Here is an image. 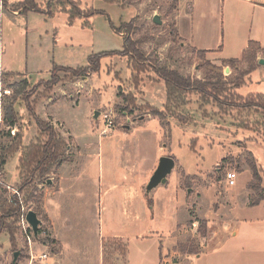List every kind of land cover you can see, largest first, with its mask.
Here are the masks:
<instances>
[{
    "label": "rangeland",
    "instance_id": "374dc122",
    "mask_svg": "<svg viewBox=\"0 0 264 264\" xmlns=\"http://www.w3.org/2000/svg\"><path fill=\"white\" fill-rule=\"evenodd\" d=\"M20 1L24 0H0L4 7L1 43L4 53L10 39L27 50L29 81L23 76L0 78V130L7 131L2 123L3 109L12 106L19 120L10 131L11 136L22 135L23 147L36 142L40 131L35 118L27 111L29 104L34 108V116L50 124L63 140L67 161L59 171L60 166L52 170L47 177L50 184L44 181L34 193L26 187L18 196L24 201L34 194L24 212L36 213L41 222L40 240L37 242L28 232L24 216L17 225L12 246L10 237L0 234V264H26L28 254L32 263L45 261L47 255L51 258L58 253V246L46 241L47 237L52 238L46 211L62 228L64 223L72 225L73 233L93 230L94 224L100 223L104 235L122 236L124 242L106 243L108 264L113 258L118 259L116 264H138L144 255L149 256L148 248H168L174 243V223L184 218L185 213L188 219L197 223L191 233L193 221L187 222V241L182 246L191 248L179 246L177 249L181 253L189 249L195 251L196 245L193 244H197L201 237L203 219L211 224L220 214H230L241 222L258 218L264 212L262 208L247 209L239 204L246 199V192L250 196L249 204L264 198V113L233 106L242 105L248 95L264 94L263 66L244 78L241 87L234 89L240 78L238 73L245 72L247 65L237 66L238 73H235L234 68L223 64L224 60L207 58L206 55L200 57L188 44L172 37L170 32L174 29L176 17V9L170 10L173 0H115L114 3L79 0L82 9L91 8L103 13L92 15L86 26L84 19L80 18L68 23L63 11L52 10L51 14H46L48 3L54 0H33L40 12L27 13L15 11ZM10 12L20 15L14 17ZM155 15L162 22L160 26L152 23ZM132 18L137 19L138 26L134 38L143 41L141 48L147 55L192 80L204 82L205 69L212 70L214 76H221V81L227 84L226 93L217 96L213 93L217 102L197 94L187 95L185 104L175 108L173 105L171 108L175 109V114L167 113L160 124L157 118L140 107L148 105L162 110L166 103L164 83L150 74V77L142 76V82L135 87L127 59L119 55L102 57L98 70L89 71L84 79L66 72L59 73L60 82L51 92L47 93L46 85L35 87L40 81L50 79L54 64L72 69L88 68L91 56L122 51V36L115 33L111 25L118 28ZM24 81L28 88L22 90ZM120 92L138 106L131 107V115L127 114L130 111L128 103L118 97ZM253 101L264 104L263 98ZM40 140L44 141V137ZM8 141L0 138V145ZM159 149L161 152L157 156ZM164 156L175 162L167 183L145 196L140 186L144 185L142 181L147 184L151 177L145 174L146 169L152 165L156 168L159 158ZM17 157L18 154L0 171V184L7 195L16 194L22 184L16 168ZM251 160L262 167L261 182L255 183L260 187L256 192L247 188L252 180L247 166ZM97 172L101 173L100 199L92 194L87 184L88 176L95 178ZM231 172L236 178L234 185L229 186L227 174ZM124 177L126 183H136L140 191L136 201H124L121 189L112 188L113 184L124 182ZM57 187L59 192L51 197L49 194ZM148 199L152 200L151 206L147 204ZM239 232L237 237L224 238L219 248H264V230L244 225ZM67 239L71 243L65 248V264L73 263L71 258L77 255L83 258L80 264L99 263L97 248L92 242L88 241L83 248L76 250L72 236ZM45 242L50 247L31 248ZM123 248H126V259L121 257ZM38 249L47 255L38 253ZM14 253L19 254L15 263Z\"/></svg>",
    "mask_w": 264,
    "mask_h": 264
},
{
    "label": "crops",
    "instance_id": "0c3cea01",
    "mask_svg": "<svg viewBox=\"0 0 264 264\" xmlns=\"http://www.w3.org/2000/svg\"><path fill=\"white\" fill-rule=\"evenodd\" d=\"M3 11L4 7L0 4V77L5 74H13L23 76L25 80H28L27 50H24L23 46L18 47L15 43H12V39H10L11 43H9L5 53L2 48ZM10 14L14 17L20 15L17 12H10ZM174 24L178 38L196 51L207 52V58L215 57L216 60L240 59L249 42L258 43L264 52V0H178ZM24 45L27 46V42ZM257 60H264V56H258ZM261 66L264 67V65H259L258 69ZM160 152L161 149L157 150L156 155L159 156ZM154 170L155 168L152 165V167L146 169L145 174L152 175ZM100 175L101 173L98 174L97 172V177L88 176L87 178V184L92 194L99 199L102 197ZM122 180L124 182H121L120 185L113 184L112 188L118 187L121 189V198L124 201H136L140 192L136 188V183L135 185L133 182L126 183L125 177ZM57 183L59 187V177ZM141 184L144 185L140 186V190L143 189V194L148 196L149 194L145 192L146 183L142 181ZM58 187L56 191L49 194L51 197L59 192L60 188L58 189ZM246 194V199L239 203L240 206H245L247 209L262 208L264 211V201H260L256 205L249 204L250 196L248 192ZM46 215L50 223L52 239L58 243L59 251L54 257L50 258V256L47 257V254H44L45 252L43 253L42 250L38 249L37 252L47 255V259L36 261V258H34L33 261L36 262L32 263L28 254L26 264H48L49 262L51 264H65V248H67L66 245L71 243L67 239L70 236L73 238V248H77L76 250L83 248V245L87 244L88 241L92 242L94 247L97 248L98 264H108L105 256L106 243L108 241L124 242L120 235H104L100 223L94 224L93 230L88 229L82 233H73L72 225L64 223V228H62L60 224H55L54 219L47 211ZM185 215L187 216L186 213ZM186 216L182 219L179 218V221L177 220L174 223V231L172 232L174 243L168 245V248H148L149 256L144 255L138 261V264H264V248H219L224 238L237 237L240 234V227L244 225L256 227L261 231L264 230V212L258 218H247L241 222H238L230 214H220L211 224L208 220L203 219L205 233H200L201 237L197 244H193L196 245L195 251H193L195 253H189L188 251L181 253L177 249L179 246L183 248L182 245H185V241H187L188 232L185 227L192 218L189 217L190 219H188V216ZM191 221H193L191 223L193 227L191 233H193L197 221L193 219ZM64 222H66V219ZM63 231L64 233H62ZM66 232L70 234L68 237L65 234ZM31 248L45 249L46 246L38 244V246ZM185 248H191V246H185ZM123 249L124 252L121 257L126 259V248ZM71 260L74 261V264L77 262L80 264L83 258L81 255H77ZM117 260V258H113L110 260L111 264H116Z\"/></svg>",
    "mask_w": 264,
    "mask_h": 264
},
{
    "label": "trees",
    "instance_id": "16d2710c",
    "mask_svg": "<svg viewBox=\"0 0 264 264\" xmlns=\"http://www.w3.org/2000/svg\"><path fill=\"white\" fill-rule=\"evenodd\" d=\"M106 1L110 3L115 2V0ZM81 5L82 3L79 0H54L53 2L48 3L46 14H51L52 10L63 11L67 14L68 23L71 24L75 19L80 18L84 19L85 26L88 24V19L92 15L103 14L102 12L94 11L91 8L82 9ZM4 6H6V2L4 3ZM177 7L178 0H173L170 10L174 11L177 9ZM18 10H23L25 13L40 12V10L34 6L33 0H24L17 3L15 11ZM111 28L115 33L122 36V51L108 52L91 56L89 58L90 66L88 68L72 69L56 66L54 64L51 69L50 79L48 81H40L35 85V87L46 85L48 88L47 93L51 92L53 88L60 82L58 78L59 73L66 72L72 74L73 77L84 79L89 74V71L92 72L98 70L99 60L102 57L109 55H119L127 59L129 68L132 71V83L135 87H137L139 83L142 82V76L147 75V77H150V74H153L156 77V80L162 81L164 83L166 89V103L163 106V109L157 110L148 105L140 107L149 112L150 116L157 118L160 124L167 113L173 115L175 114L173 112L175 109L172 110L171 108L173 105V108H175L179 107V105L182 106L185 104L184 98L187 95L197 94L203 99H212L217 102V94L226 93V90L228 89L227 84L221 81V76H214L212 70L205 69L203 74L204 82L200 80H192L189 77L181 75L179 71L172 69L169 66L161 65L157 58H152L151 56L147 55L141 48L143 41L134 38L138 31L137 19L133 18L129 22H123L118 28L111 25ZM170 35L175 39L178 38L175 30V24L174 29L170 32ZM206 53L207 52L196 51V54L200 57H204ZM260 55L264 56V52L260 48V45L256 42H249L246 49L242 52L240 59L224 60L223 64L234 68L235 73H238L237 66L247 65L245 72L242 74L238 73L240 78L237 79L238 82L234 84V89L241 87L244 82V78H248V76L259 67L257 58ZM212 69L217 70V68ZM3 76L16 75L5 74L1 77ZM21 88L22 90L27 89L28 83L24 81ZM213 93L216 94L215 97L212 95ZM118 97L122 98V101L128 103V108L130 107V111L127 113L128 115L132 114L131 107H138L134 100H127L128 95L125 96L120 92L118 93ZM262 98L264 100V94L248 95L242 105L233 106L237 109L255 110L257 112L264 113V104L253 101L254 99ZM3 111L4 113L2 117V123L3 126L7 128V131L0 130V138H6L9 141L4 145H0V171H3L5 164L16 154H18V165L16 168L19 171V176L22 180L21 186L16 191L17 193L11 195H7V191L4 189L3 184H0V234H7L10 237V243L12 246L15 243V232L18 227L17 225L19 224V221H21V219L25 216L24 207L30 201H32L34 198L33 193L37 190L39 185L43 184V182L47 180V177L52 173V170L61 166L67 161V159L63 153L65 148L63 140L53 130V127L50 124L43 122L34 116L36 114L32 106L27 104V111L32 117L35 118V123L40 131V138H37L36 142H31L25 147L22 146V135L14 134L11 136L10 132L16 127L19 120L17 111H15L12 106L4 108ZM42 137H44V141L40 140ZM247 166L251 172L252 179L247 185V188L254 192L259 191L260 187L256 186L255 183L261 182V169L253 160L249 161ZM26 187H30L33 193L27 196V198H24L23 201L20 200L18 196ZM260 201H264V198L257 200L252 204L256 205ZM147 204L148 206H151L152 200L148 199ZM200 230H202V234L205 233V231H203L204 223L201 224ZM28 232L32 234L30 228L28 229ZM39 235L40 232L38 230V236ZM46 239V241L50 242V244L58 246L56 240H53L51 237H47ZM35 240L39 242L40 239L37 237ZM47 242H45L43 245L50 247V244L48 245ZM183 248H185V246H183ZM188 252L195 253L193 252V249H189Z\"/></svg>",
    "mask_w": 264,
    "mask_h": 264
},
{
    "label": "water",
    "instance_id": "95a60500",
    "mask_svg": "<svg viewBox=\"0 0 264 264\" xmlns=\"http://www.w3.org/2000/svg\"><path fill=\"white\" fill-rule=\"evenodd\" d=\"M152 23L157 26H160L162 24L159 16L157 15L153 16ZM258 64L264 65V60H259ZM96 117H97V113H95L94 115L95 119ZM174 166H175V162L171 157L164 156V157L159 158L158 164L146 184V187H145L146 194H150V192L156 187H158L159 185L165 184L167 181V177L173 170ZM47 184H50V180H47ZM24 220L26 224L29 226V228L31 229L34 238H37L38 230H39V226L41 222L37 218L36 213H34L33 211H28L25 214ZM17 255L18 253H14L13 255L14 263L17 259Z\"/></svg>",
    "mask_w": 264,
    "mask_h": 264
},
{
    "label": "built area",
    "instance_id": "2783aa9c",
    "mask_svg": "<svg viewBox=\"0 0 264 264\" xmlns=\"http://www.w3.org/2000/svg\"><path fill=\"white\" fill-rule=\"evenodd\" d=\"M1 4V3H0ZM108 126H111L110 124ZM236 178V174L234 172L228 173L227 174V184L229 186L234 185V179ZM23 220V218H22ZM32 260H34V258H32Z\"/></svg>",
    "mask_w": 264,
    "mask_h": 264
}]
</instances>
